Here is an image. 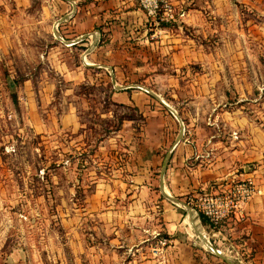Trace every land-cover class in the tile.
Returning <instances> with one entry per match:
<instances>
[{"label": "crops", "instance_id": "0c3cea01", "mask_svg": "<svg viewBox=\"0 0 264 264\" xmlns=\"http://www.w3.org/2000/svg\"><path fill=\"white\" fill-rule=\"evenodd\" d=\"M14 2L19 11L31 4ZM171 3L174 18L160 23L137 0L38 3L61 41L34 57L37 72L20 73L19 128L38 136L81 131L82 105L95 99L93 114L117 125L101 135L102 149L111 151L88 172L80 208L73 188L54 189L71 209L69 251L57 252V243L51 253L15 248L3 264H264V130L225 106L228 85L238 79H217L231 53L244 50L229 51L223 31L242 44L245 17L264 20V0ZM8 12L0 9V63L17 74L16 61L30 57L9 44L17 29L3 26ZM81 86L87 91L76 92ZM245 177L257 192L243 218L215 227L185 204L191 192L218 191ZM86 225V236L78 235ZM155 232L170 238L159 257L150 253Z\"/></svg>", "mask_w": 264, "mask_h": 264}, {"label": "rangeland", "instance_id": "374dc122", "mask_svg": "<svg viewBox=\"0 0 264 264\" xmlns=\"http://www.w3.org/2000/svg\"><path fill=\"white\" fill-rule=\"evenodd\" d=\"M4 1L9 17L3 26L17 29L9 35V44L16 49L19 46L30 58L16 61L17 74L0 63V264H3L2 255L15 248L24 253H51L57 243V252L69 251L65 241L71 234L67 226L71 209L67 208L65 194L54 195V189L58 187L65 193L64 188H73L76 191L72 197L74 204L80 208V193L86 185H91L88 172L97 170L94 161L101 153L111 151L102 149L105 142L101 135L117 125L115 120H104L93 114L95 108H99L95 99L82 105L80 119L84 128L81 131L38 136L19 128L18 103L17 99L13 102L12 96H16L20 73L37 72L41 64H37L34 57L61 39L53 35L49 17H40V0H31L23 11L16 8L14 0ZM5 6L0 4V9ZM245 18L249 24L244 28L242 44L233 41L232 33L223 31L231 37L225 44L229 51H238L240 46L244 50L231 53L234 58L227 61L228 66L221 69L224 76L217 79H238L239 82L228 85L231 98L225 106L243 110L264 130V20L252 12ZM75 90L87 91L82 86ZM52 176L56 178L51 179ZM87 226H83L84 232L79 231L78 235L86 236L90 230ZM155 233L167 238V244H159ZM155 233L150 253L159 257L170 245V238Z\"/></svg>", "mask_w": 264, "mask_h": 264}, {"label": "built area", "instance_id": "2783aa9c", "mask_svg": "<svg viewBox=\"0 0 264 264\" xmlns=\"http://www.w3.org/2000/svg\"><path fill=\"white\" fill-rule=\"evenodd\" d=\"M145 14L155 23L174 18V6L171 0H137ZM58 23L55 24L57 26ZM257 192L251 177L233 180L221 189L203 192H191L185 198V204L195 213L204 216L213 226H220L231 217L241 213L243 205ZM239 217H242L240 214ZM158 242L165 245L168 239L155 233Z\"/></svg>", "mask_w": 264, "mask_h": 264}, {"label": "bare ground", "instance_id": "6f19581e", "mask_svg": "<svg viewBox=\"0 0 264 264\" xmlns=\"http://www.w3.org/2000/svg\"><path fill=\"white\" fill-rule=\"evenodd\" d=\"M188 217H190V219H194V218H192V216H188ZM193 223V222H192ZM197 223V222H196ZM197 231H198V233L200 234V236L201 237H204V235L202 234L203 232H202V229H201V227L199 226V224L197 223Z\"/></svg>", "mask_w": 264, "mask_h": 264}, {"label": "trees", "instance_id": "16d2710c", "mask_svg": "<svg viewBox=\"0 0 264 264\" xmlns=\"http://www.w3.org/2000/svg\"><path fill=\"white\" fill-rule=\"evenodd\" d=\"M162 25H165V23H161V26H162ZM12 99H13V102H14V101L16 100V96L13 95V96H12ZM200 218H201V221L205 222L206 218H205L204 216L200 215Z\"/></svg>", "mask_w": 264, "mask_h": 264}]
</instances>
